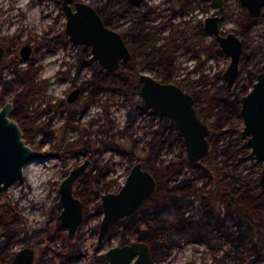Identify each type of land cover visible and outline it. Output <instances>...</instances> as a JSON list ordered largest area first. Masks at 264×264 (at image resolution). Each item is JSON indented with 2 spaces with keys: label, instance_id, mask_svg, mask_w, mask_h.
Masks as SVG:
<instances>
[{
  "label": "rangeland",
  "instance_id": "374dc122",
  "mask_svg": "<svg viewBox=\"0 0 264 264\" xmlns=\"http://www.w3.org/2000/svg\"><path fill=\"white\" fill-rule=\"evenodd\" d=\"M83 1L97 7L107 0ZM127 2L128 0H111L113 11L111 13L109 12L108 17L109 15L113 17L114 25L121 32L129 29L132 24L143 27L141 29L142 32H149L151 37L156 38L152 39V43L154 44H161L166 41L171 42L172 32L178 34L180 28L182 29L183 27L180 26L181 20L185 21L186 18H190L192 15L194 19H198L201 15V12H197L198 5L193 3L192 14L188 13L187 15L177 16L172 20L175 26H173L171 22H169L167 26H164L163 17L169 12L159 10L160 5L165 6V3L163 4L164 0H146L142 9L133 7L124 13H120L119 10L124 9ZM176 3L178 4V2ZM167 4H169V2ZM149 7L154 10V14H150L151 17L147 21L143 18H138V15L146 12ZM110 8L112 7H109V10ZM243 8L240 0H230L228 2V9L225 11L224 22L222 24L223 30L229 31L236 28V18L243 13ZM213 10H215L214 7L209 8V12ZM46 16L49 17L46 18ZM194 19L192 20L193 23H195ZM65 22L66 17L61 0H0V25L2 27L3 36H15L17 33H20L18 39L24 40L28 36L40 37L43 35V32L49 29L51 36L53 34L52 30H55L56 34L57 32H64ZM136 31L140 30L136 29ZM63 37L68 38L66 34H63ZM206 39L211 42L213 37L209 35ZM149 41H151V39ZM72 51V47L68 44L64 48H59L54 52H46L41 61L42 70L38 78L48 79L52 82L45 93L46 95H51V98L54 100L61 97L69 85L67 81H60L58 77L62 68L65 67V60L72 57ZM134 58L137 61L143 59L144 51L141 50ZM229 63V56L222 52L216 56L206 58L202 67L197 70L196 66L199 64V60L183 56L176 63L177 66L179 65L178 70L175 71L174 75L169 80L179 84L188 91H198L199 95L202 96L205 95V93L200 92L201 89L210 87L209 90L211 93L219 85L216 83L212 84V86H205L202 80L203 74H207V77H210L216 72L224 68L226 69ZM20 64L25 66L26 62L20 61ZM262 65L264 66V13L257 18L256 23L246 35L245 50L242 56V70L236 86L229 93L235 92L244 94L243 87L250 85V71L257 74L262 71L258 69ZM141 69H143V72L160 79L162 78L163 74L154 67L142 66ZM126 72L127 70L123 69L120 71L122 74ZM3 74L7 77L10 76L12 74L11 68L8 67L3 70ZM88 74H90V68L83 69L79 80H83ZM132 96V101L140 98L137 93H134ZM102 99L106 100L105 95ZM7 100L8 98L5 99V101ZM111 100L108 118L101 114V96H99L89 110L72 123L80 126L77 130L64 125L65 115L62 111L55 110L44 116V120H47L48 117L52 118L51 125L55 129V135L42 144H40V142L38 143L40 138V135H38L33 141V145L39 147L37 150L38 158L26 166L22 179L14 182L6 192L0 190V209L1 207H6V201H9L15 205L18 215L15 227L19 234L10 243V251L15 252L25 246H32L37 249L36 262L41 259L43 264H87L90 261H96V255L105 253L113 246L123 244L120 234H114L102 244H98V226L102 217L95 214L94 205L101 200L100 192L92 194L87 204L88 212L91 215L83 222L74 239L70 240L68 238L67 228H59L60 222L58 220V216L61 213L60 183L71 169L89 157L90 150L87 149H92L91 147H87V144L84 142H81L80 146H76L80 148L81 151H75L73 149L65 152L64 146L79 139L82 133L90 134L89 132H92L91 137L95 139V131H99L100 127H103V130L101 131L100 137L97 136L98 138H106V135L110 137L109 135L113 134V132H120L125 126L128 119V110L133 102L119 92H117ZM52 102L53 101H51V103ZM201 111L203 113L206 110L203 108ZM92 118H96V121L91 122ZM159 118L160 115L151 110L142 111L140 114L136 115L132 126L126 133H131V138L137 139L136 148L132 151V154H134L132 160H130L128 156L114 150H105L100 154L104 162L109 160L114 162L113 168L105 178L106 180H113L114 182L112 188L108 190V192H114L119 189L125 182L130 168L145 154L141 147L145 145L146 140L151 138L152 126L150 124L158 123ZM203 119L209 122L213 117L203 116ZM222 124L224 132L217 137L218 155L214 157L215 161H221L225 158L226 155L223 148L227 147V145L229 149H234L236 147L240 148L242 142L246 140L241 136L244 121L240 114L235 112L232 116L228 118L225 117ZM215 136L216 133L210 138L211 143ZM239 136H241V138ZM86 142L90 144L88 139ZM57 144L62 147L59 148ZM117 145L124 149L129 146L126 141H124V143H117ZM96 146H102V142L99 141ZM210 152L212 153H210V156L213 155L212 145ZM180 153L186 157L184 142L182 139H173L171 145L167 144V147L164 148L158 167H165L171 159L177 160ZM185 168H188V165ZM262 168L263 162L251 156L249 148L244 149L236 160H229L226 167L230 177L248 175L252 179L257 178L258 184ZM101 182L105 181L101 180ZM202 182L203 178L198 179L199 184ZM77 185L83 187L84 183H81L80 179V181L76 183L75 188ZM259 205L261 206L259 214L264 218V198L260 201ZM47 233L51 236L50 239H48ZM79 234L83 237L82 250L84 252L81 256H75L66 260L59 252L62 250L64 251L65 246H67L69 242H75ZM24 237L28 239H23ZM190 237L191 234L178 232L176 240L179 241V245H175L172 249L153 256V264H237V260L233 261L232 258L226 256V253L231 250L232 244L226 240L225 237L221 235L215 236L212 244L204 240L194 241ZM135 239V236L130 237V241ZM40 242H43L44 245H39L41 244ZM49 244L50 247L46 248V245ZM97 245H99L98 248ZM231 253V255H234V252ZM243 264H250V262H244ZM256 264H264V249L262 251V258Z\"/></svg>",
  "mask_w": 264,
  "mask_h": 264
},
{
  "label": "trees",
  "instance_id": "16d2710c",
  "mask_svg": "<svg viewBox=\"0 0 264 264\" xmlns=\"http://www.w3.org/2000/svg\"><path fill=\"white\" fill-rule=\"evenodd\" d=\"M110 3L111 0H107L97 6L106 21L109 20L107 18ZM254 21L247 16L241 19L240 31H247ZM218 51V45L215 41L212 42L210 55H216ZM147 53L151 56L148 61L154 65L159 62L160 56H162L154 46ZM96 68L99 69L98 66ZM258 69L262 70L264 66L262 65ZM15 71L19 77L11 80H4L3 75L0 74V83H2L0 102L1 104L5 102L6 93L12 90L16 91L14 101L17 107L20 105L24 109L22 115L25 118L30 104L29 97L26 95L32 87H36L35 84L30 82L34 75H31L30 71L21 70L20 68H16ZM133 71L135 75L131 78L122 74L107 77L106 73H101L99 69L95 77L96 83L103 86L109 83V88L113 94L117 91L122 92L132 101V94L138 93L140 87L137 78L138 73L136 70ZM220 77L218 73L216 78L219 79ZM249 77L250 81H254L255 73L250 71ZM209 81L207 79L205 85L210 84ZM248 90L249 86L243 87V92ZM200 91L205 92V95L200 96L198 91H192V93L199 100V109L206 108L203 115L213 117L209 121L211 128L216 133L211 143L213 155L205 162L193 163L180 153L177 160L171 159L165 167L159 168L158 163L161 160L164 148L167 147V144L171 145L173 139L178 138L181 140L182 136L175 129L173 122L166 117H161L158 123L150 124L153 127L151 130L152 135L141 147L145 154L140 159L144 166L151 169L157 177V190L145 202L138 214L120 220L111 230L109 237L120 234L123 243L129 242L131 236L148 241L151 244L153 256H155L160 252L172 249L175 245H179V241L176 240L178 232L191 234L190 238L194 241L204 240L211 244L215 236L221 235L232 244L231 250L226 253L227 257L229 256L233 261L237 260V264H243L244 262L256 264L262 258L264 249V218L259 214L261 209L259 204L264 198V187L257 183V178L252 179L248 175L230 177L228 174L226 167L229 160H236L244 149H248L245 142H242L240 148L229 149L228 145L223 148L226 155L223 160L215 161L214 158L218 155L217 137L224 132L223 119L232 116L235 112L240 113L239 98L241 94L227 92L223 83H220L211 93L209 89H201ZM132 102L125 126L120 132H113L110 139L104 138L102 140L104 143L103 149L108 148L118 151L123 155H127L130 160L134 158L132 151L136 148L137 139L131 138V133H126L132 126L136 115L145 111L140 98ZM21 125L29 140L32 138L34 131L43 129L45 134L41 138L40 144L44 143L45 137L53 133L48 125H34L32 127L25 120L21 122ZM239 137L241 138V136ZM91 141L96 145V139ZM124 141L128 142V148L118 147L117 143H124ZM78 143H71L66 147V150L74 149V145ZM34 148L35 150L39 149L37 146ZM113 164L114 162L110 160L104 162L98 156L93 157L91 171L88 176L82 179L84 185L77 188V194L87 200L94 192L101 193L109 190L114 184L113 180L105 182H101V180H105L106 175L113 168ZM187 165L188 168H185ZM200 178H203L201 184L198 183ZM6 203L9 204L10 202L6 201ZM94 208L95 213L101 216L103 212L99 202H96ZM0 214L4 222L1 252L8 249L7 244L15 236L17 230L12 221L16 212L8 213V210L4 211L2 209ZM89 215L90 213H87V217ZM98 247L99 245H97ZM82 249L83 237L80 234L77 241L69 243L63 254L67 258L78 257L83 254ZM231 252H234V255H231ZM10 256L11 254L7 253L0 255V264L6 263ZM96 257L98 260H102L104 255L99 254Z\"/></svg>",
  "mask_w": 264,
  "mask_h": 264
},
{
  "label": "water",
  "instance_id": "95a60500",
  "mask_svg": "<svg viewBox=\"0 0 264 264\" xmlns=\"http://www.w3.org/2000/svg\"><path fill=\"white\" fill-rule=\"evenodd\" d=\"M143 0H129L133 6H140ZM249 16L257 18L264 9V0H240ZM222 10L223 0H213ZM66 14V32L75 46L91 48L93 57L108 73L117 72L122 63L131 59V53L118 31L108 27L102 15L91 4L79 0H62ZM205 29L215 37L218 46L230 58L223 74L228 91H231L240 74L243 51L242 40L233 32L222 35L219 30V16L205 19ZM5 56V48L0 46V65ZM26 57V54H24ZM140 96L146 109L159 113L171 120L180 132L186 147V157L193 163L205 162L211 151L209 124L202 120L195 107L192 94L174 83H165L142 73L139 75ZM240 115L244 121L241 135L246 139L250 155L263 162L259 184L264 187V71L257 74L252 88L240 97ZM13 104L7 102L0 109V190L9 187L24 177L26 166L38 155L24 137L19 122L10 117ZM90 160L87 159L73 169L60 184L62 210L61 223L68 229L72 239L83 222V203L74 194L75 182L86 172ZM158 180L154 173L137 161L130 169L125 182L116 192L101 196L100 206L103 217L99 224L98 243H103L109 231L120 220L136 215L144 203L155 193ZM105 264H153L152 248L148 242L133 240L116 245L105 252ZM35 250L24 247L19 250L13 264H33ZM87 264H99L90 261Z\"/></svg>",
  "mask_w": 264,
  "mask_h": 264
},
{
  "label": "flooded vegetation",
  "instance_id": "af4514ba",
  "mask_svg": "<svg viewBox=\"0 0 264 264\" xmlns=\"http://www.w3.org/2000/svg\"><path fill=\"white\" fill-rule=\"evenodd\" d=\"M79 1H83V0H79ZM145 1L146 0H143L142 4L140 6H133V5H131L129 3V0H128L126 7L124 9H122V10H119V12L120 13H124V12L128 11L129 9H131L133 7L136 8V9H142L143 8L142 6L145 4ZM229 1L230 0H223L222 10H220V7L218 5H215L213 0H173V1L164 0L163 4L165 3V6H161L160 5V7H159L160 11H169L163 17L164 18L163 19L164 20V22H163L164 26H167L169 22H171L172 25L175 26V24L172 22V20L175 19L177 16L187 15L188 13L192 14V9H193L192 5H193V3L198 5L197 12H201V15H200V18H198V19H194V16L192 15V17H190V18H186L185 21L181 20L180 26H183V27H182V29L180 28V30L178 31V34H175L174 32H172V40H171V42L166 41V42L161 43V44L152 43V39H156V38L155 37H151V34H149V32H146V31L142 32L141 29L143 27H138L136 24H134V25L132 24L129 29H126L124 32H121L114 25L112 16L109 15V17L107 18L109 20L106 21L104 16H103V13L101 11H99L97 9V7L94 6L98 10V12L102 15L105 24L108 27H110V28L118 31L119 33H121V35H122V37H123V39L125 41V44L127 45L128 49H129V51L131 53V59L128 62H126V63H122L121 68L117 72H115L113 74H110V73L106 72L100 66L98 60L93 57V54L91 52V48L90 47H87V46H75L70 41L69 35L66 32V22H65L64 32H62V33L57 32V34H56L55 30H52L53 34L50 36V32H49L50 29H49V30L43 32V35L40 36V37L39 36L38 37H32V36L29 37L28 36L24 40H19L18 39L20 33H17L15 36H13V35L3 36L2 27L0 25V46H3L5 48V56H4L2 64L0 65V74L3 75V79L4 80H11V79H15L16 77L17 78L19 77V76H17V72L15 71L16 68H20L21 70L30 71V74L34 75V78L30 82L32 84L36 85V87H32L30 89L29 93L26 95V96L29 97L30 104H29V108H28V113H27L25 118L22 115L23 114L22 111H24V109H22V107L20 105H18V107H17L16 103L14 101V98L16 97V91L12 90V91L6 93L5 99L8 98V100L5 101L3 104H1V102H0V109L7 102H11L13 104V110H12V112L10 114V117L16 119L19 122L22 130H23V127L21 125V122L23 120H25L26 123L28 122L32 127L34 125H43V126L48 125L49 129L52 130L53 133L49 134L47 137H45V141H44V143H45L47 140H49L50 138H52L55 135V132H54L55 129L51 125V123H52L51 119L52 118L48 117L47 120H44V116L47 113H50L52 111H55V110L60 111V112L62 111L64 113V115H65L64 116L65 117L64 125L66 127H71L73 129L77 130L80 126L78 124H72V123L74 121H76L77 118H79L83 113H85L87 110H89L91 105L94 102L97 101V98L99 96H101V106H102L101 114L104 117L108 118L109 108H110V101H112L111 99H113L114 95L117 92H119V91H117L116 93L113 94V92L109 88L110 87L109 83H107L105 86L97 85L95 77H96L97 71L99 69L101 70V73L102 72L106 73L107 77H111L114 74H122V73H120V71L122 69L123 70H127V72L125 74H122V75H126L129 78H131L133 75H135L133 70H136V72L138 73L137 74V78H138V81H139V75L142 74V73H146V72H143V69H141L142 66H144V67L145 66H147V67L149 66V67L156 68L160 73L163 74L161 79L157 78V77H155L153 75H151V76H153L156 79H158V80H160L162 82H165V83H174V84L178 85L180 88H182L183 90H185L186 92L192 94L193 97H194L195 107L197 109L198 115L200 116V118H202V120L207 122L205 119H203V116H204L203 113L204 112L202 113V111H201L202 109H199L200 108L199 100H197L195 98L194 94L191 91H188L187 89L183 88L179 84H177L175 82H171L169 79H171L172 76L174 75L175 71L178 70L179 65L177 66L176 63L183 56H186V58L198 59L199 60V64L196 66V69L198 70L199 68L202 67V64L204 63L206 58H208L210 56H216L217 54H221L222 53V50L218 46L219 51L217 52V54L216 55H214V54L210 55V46L212 45V42L215 41L216 45H218V43L215 40V37L213 35H211L213 37L211 42L207 41V39H206L210 34L205 29V19L207 17H209V16H219V30H220V33L222 35H227L228 33L233 32L242 40V42H243V51H242L241 62H240V73H241V70H242V56H243L244 50H245L246 35L250 32L252 26L256 23L257 18H259L264 13V9H263V11H262V13H261V15L259 17L252 18V17L249 16V13H248L246 7H244L242 5L244 7L243 8L244 11H243L242 14H240L236 18V22H237L236 28L234 30L225 31V30L222 29V24L224 22L225 11L228 9V2ZM61 2H62V0H61ZM83 2H85V1H83ZM168 2H169V4H167ZM176 2H178V4ZM112 5L113 4L111 3V5L109 6V7H112V8H110V10H108V14H109V12L111 13L113 11V6ZM62 6H63V4H62ZM210 7H214L215 10L209 12V8ZM63 11H64V7H63ZM116 11H118V10H116ZM64 13H65V11H64ZM152 13L154 14V10L149 7V8H147L146 12L140 13L138 15V18H143L144 20L147 21L151 17L150 14H152ZM246 16L249 19H251V20L253 19L255 21H254L253 24L250 25V27L248 28L247 31L241 32L240 28H241L242 25L240 23V20L243 19ZM47 17H49V16H46V18ZM65 17H66V14H65ZM193 19H194L195 23L192 22ZM66 21H67V18H66ZM136 29L140 30V31H136ZM63 34H66L68 36V38H64ZM150 39H151V41H149ZM68 44H70V46L73 49L72 57L68 58L67 60H65V67L62 68V70L60 71L58 79L60 81H63V82L67 81L69 85L65 89L63 95L61 97H59V98H56V100H54L53 98H51L52 97L51 95H49V94L46 95V93H45V91L49 89L50 83H52V82L50 80H48V79H40V78H38L39 74H40V72L42 70L41 61L44 58L46 52H49V51L54 52V51H56L59 48H64ZM152 46L156 47L159 50V53L162 54V56H160L159 62L156 63L155 65L152 62L148 61V58L151 57V56L148 55L147 51H149ZM169 46H170V48H169ZM141 50L144 51V58L141 59L140 61H137L134 57L136 56L137 53H140ZM24 54H26V57L24 56ZM87 54H88V56H87ZM20 61L21 62H26L25 66H22L20 64ZM96 66H98L99 69H97ZM8 67L11 68L12 74L7 77L6 75L3 74V70L7 69ZM85 68H90V74H88V76H86L83 80H79L80 76H81V72ZM133 68H135V69H133ZM226 69L224 68L223 70H221L219 72H216L214 75H212L210 77H207L208 76L207 74H203V76H202L203 83L205 84L207 79L210 80L209 81L210 84H208V85H211V86H212V84L223 83L225 85L226 91L227 92H231L232 90L231 91L227 90L226 82H225V80L223 78V74H224ZM262 71H264V69H262ZM218 73L221 76L219 79L216 78V75ZM146 74H148V73H146ZM257 74H255L254 81H250V85H248L249 86V90L252 88V85L254 84V82L257 81ZM249 79H250V77H249ZM237 80H238V78H237ZM237 80H236V83H237ZM139 83H140V81H139ZM236 83H235V86H236ZM1 84L2 83H0V98L2 96V91H1L2 90V85ZM140 86H141V83H140ZM205 86H207V85H205ZM208 89H210V87H208V88L205 87V90H208ZM200 92H203V91H200ZM247 92H244V94H246ZM119 93H122V92H119ZM122 94H124V93H122ZM137 94H139V96H140V87H139V91H138ZM104 95H105L106 100L102 99V97ZM242 95L243 94H241L240 97ZM127 98H129V97H127ZM140 99H141V96H140ZM239 100H240V98H239ZM51 101H53V102L51 103ZM240 109H241V103H240ZM146 110H148V109L145 108V111ZM205 110H206V108H205ZM13 114H14V116H13ZM42 117H43V120H42ZM161 117H164V116L160 115V118ZM160 118H159V120H160ZM95 121H96V118H92L91 119V122H95ZM207 123L209 124V122H207ZM209 126H210V124H209ZM210 128H211V126H210ZM81 129H83V128H81ZM99 129H100L99 131L98 130L95 131L96 145L100 141V142H102V146H96L91 141V140H94L91 137L92 132H89L90 134H83L82 133L79 139H77L75 141H72V142H70L68 144V145H70L73 142H79L78 144L74 145V150L75 151H79V148L76 147V146L77 145L80 146L81 142H83V141H85L84 143L87 144V147H91V148L94 147L93 149H87V150H90L89 157L84 159L81 163H83L87 159H89L90 160V164H89L86 172L74 184V194L83 203V216H84L83 222L91 215L90 214L87 217V213H89L87 204L90 201L91 196H92L93 193L90 195V197L87 200L83 199L76 192L77 188L81 187V186L77 185V187L75 188L76 183L78 181H80V179H81V183H82L83 182L82 179L84 177L88 176V174L90 173V171H91L90 168H91L93 157H96V156L100 157V154L103 151L112 150V149H108V148L103 149L104 143H103L102 140L104 138H98L97 137V136L100 137L101 131L103 130V127H100ZM212 131H213V133L211 134L210 138L215 133V131L213 129H212ZM23 133H24V137L26 139V142L30 146H32L34 150H35V148H34L35 146L33 145V141L35 140V138L38 135H40V138H39V141H38V143H39L41 138L45 134L43 129L42 130H36V131H34V133L32 132L33 133V135L31 134L32 138L30 137L31 139L29 140V139H27L24 130H23ZM109 136L110 137H108V135H106V138L110 139L112 134H110ZM90 138H91V140H90ZM87 139L90 141V144L88 142H86ZM210 143H211V141H210ZM245 143H246V140H245ZM68 145L64 146V151L65 152L71 151V150H66V147ZM57 146L59 147L60 145L57 144ZM61 147L62 146H60L59 148H61ZM87 150H85V151H87ZM35 151L38 154L37 150H35ZM125 156H127V155H125ZM138 161H141V159H139ZM81 163L76 165L73 169L77 168ZM73 169H71L70 172ZM104 181H107V180L105 179ZM120 187H119V189H120ZM59 190H60V188H59ZM103 192L107 193L108 190H105ZM103 192H101V196L104 194ZM114 192H116V191H114ZM98 202L100 203V201H98ZM60 204H61V201H60ZM5 206L6 207H1L0 212H1L2 209H4V211L8 210V213L16 212V215L12 219V221L15 224L16 220L18 218L17 209H16L15 205H13L10 202L9 204L7 203ZM61 210H62V205H61ZM102 212H103V210H102ZM101 217H103V213H102ZM58 220L60 222L59 223V228L65 227L61 223V221L59 219V216H58ZM83 222L81 223L79 229L81 228ZM113 227H112V229H113ZM0 229H1V231H0V250H1V240L4 238V235H3L4 222L1 219V214H0ZM79 229L77 230V232L79 231ZM111 230L109 231V233H108L107 237L105 238V240L110 238L109 234H110ZM35 231H37V230H35ZM77 232H76L75 236L77 235ZM18 234L19 233L17 232L15 234V236L11 239V241L7 244V248L8 249L7 250L5 249V250L0 252V255L6 254V253L7 254H11L9 259H7L8 263L5 261L6 263H4V264H13V259H14L15 255H16V253L19 250L24 248V247L20 248V249H18L15 252L9 250L10 243L13 241V239L15 237H17ZM98 234H99V226H98ZM79 235L76 237L75 241H77ZM47 237H48V239L51 238V236L48 235V233H47ZM74 237L72 239H74ZM23 239H28V238L24 237ZM135 240L145 241V240H141V239H135ZM71 242H69V243H71ZM129 242H131V241H129ZM40 243L41 244H39V245H44L43 242H40ZM126 243H128V242H126ZM98 244H100V243H98ZM68 245L65 246V250L67 249ZM25 247H31V248H33L35 250V259H34L33 264H43V261L41 259L38 262H36L37 261V249L36 248H34L32 246H25ZM49 247H50V244L46 245V248H49ZM64 251L63 250L60 251L59 252L60 255L63 256L66 260L67 259H71V258H67L63 254ZM103 255H104V257H103L102 260H98L97 257H96V261L95 260L94 261L99 263V264H105L107 262V259L105 257V253H103Z\"/></svg>",
  "mask_w": 264,
  "mask_h": 264
},
{
  "label": "bare ground",
  "instance_id": "6f19581e",
  "mask_svg": "<svg viewBox=\"0 0 264 264\" xmlns=\"http://www.w3.org/2000/svg\"><path fill=\"white\" fill-rule=\"evenodd\" d=\"M34 170V169H33ZM37 170V169H36Z\"/></svg>",
  "mask_w": 264,
  "mask_h": 264
}]
</instances>
